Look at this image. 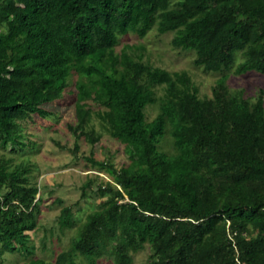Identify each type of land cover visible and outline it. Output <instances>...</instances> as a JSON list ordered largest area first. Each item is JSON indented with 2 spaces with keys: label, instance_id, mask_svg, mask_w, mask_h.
Listing matches in <instances>:
<instances>
[{
  "label": "trees",
  "instance_id": "16d2710c",
  "mask_svg": "<svg viewBox=\"0 0 264 264\" xmlns=\"http://www.w3.org/2000/svg\"><path fill=\"white\" fill-rule=\"evenodd\" d=\"M155 26L175 32L173 46L194 50L207 72L231 69L239 52L235 74L264 71V0H0V142L21 144L17 121L49 116L44 106L63 96L75 72L88 83H76L78 125L70 129L78 140L101 141L85 131L93 100L107 109L97 116L130 160L117 169L92 154L89 162L115 179L116 187L98 188L108 204L87 216L55 263L23 264H76L77 256L96 264L109 246L115 264H132L146 243L149 264H264V92L251 104L230 92L224 75L213 98L200 99L187 72L144 62V47L116 53L120 36L145 37ZM157 85L165 99L147 122ZM168 125L175 156L158 150ZM30 173L0 162V258L33 252L39 190ZM59 225L74 227L71 207Z\"/></svg>",
  "mask_w": 264,
  "mask_h": 264
},
{
  "label": "rangeland",
  "instance_id": "374dc122",
  "mask_svg": "<svg viewBox=\"0 0 264 264\" xmlns=\"http://www.w3.org/2000/svg\"><path fill=\"white\" fill-rule=\"evenodd\" d=\"M0 31H6L0 28ZM175 32L161 35L155 26L145 37L137 33H129L119 37L115 46L116 53L129 44L144 47L143 61L154 67H159L170 73L187 72L197 88L200 99L213 98V91L219 79L227 75V86L230 92L255 104L257 98L264 92V71H251L242 75L235 74L236 67L244 61L243 52L236 54L234 66L229 70L220 72H207L203 67L197 66V54L194 50H183L173 46ZM81 80L88 83V79L81 78L72 72L69 87L63 96L44 106L51 114L41 117L37 113L30 118L17 121L20 125L19 134L21 144L4 146L0 142V162L7 161L11 171L17 168L30 167V186L39 190L37 206L34 210L37 226L28 232L31 236L30 245H33L31 255L18 252H6L0 258V264H23L32 258L43 259L47 263H55L60 253L69 250L71 240L77 229L85 223L90 213L105 207L108 197L98 195V188L108 183L115 185V179L106 171L89 162L92 156L97 161H108L117 169H122L130 164L125 153V145L113 138L97 113L107 109L93 100H88L92 119L85 131L95 129L102 137L96 145L87 143L85 136L78 140L70 126L76 127V105L78 93L76 83ZM156 103L150 104L145 109L147 122L154 120L160 112L161 104L165 99V85L153 87ZM171 127L168 125L166 136L161 140L158 150L170 156L178 154L174 140L170 135ZM76 142L79 150H75ZM91 183L87 188V197L82 196L83 186ZM8 189H4V193ZM72 208L75 225L72 229H61L59 217L63 207ZM254 233L247 238H253ZM112 246H115V242ZM111 246L104 250V255L96 264H115ZM153 250L146 243L138 253H132V264H149L152 260ZM76 264H86L81 257H75Z\"/></svg>",
  "mask_w": 264,
  "mask_h": 264
},
{
  "label": "built area",
  "instance_id": "2783aa9c",
  "mask_svg": "<svg viewBox=\"0 0 264 264\" xmlns=\"http://www.w3.org/2000/svg\"><path fill=\"white\" fill-rule=\"evenodd\" d=\"M230 238L234 241V239H233V236L232 235H230Z\"/></svg>",
  "mask_w": 264,
  "mask_h": 264
}]
</instances>
